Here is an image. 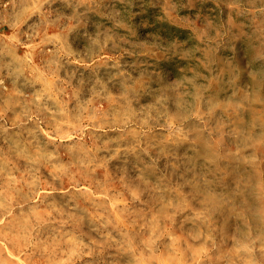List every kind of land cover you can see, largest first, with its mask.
I'll return each instance as SVG.
<instances>
[{"label":"clouds","instance_id":"9594fccd","mask_svg":"<svg viewBox=\"0 0 264 264\" xmlns=\"http://www.w3.org/2000/svg\"><path fill=\"white\" fill-rule=\"evenodd\" d=\"M0 264H264V0H0Z\"/></svg>","mask_w":264,"mask_h":264}]
</instances>
